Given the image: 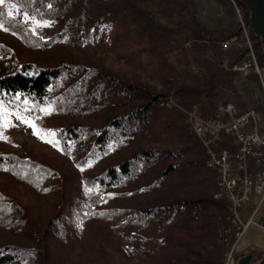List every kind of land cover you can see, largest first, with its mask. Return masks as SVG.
I'll list each match as a JSON object with an SVG mask.
<instances>
[{"label": "trees", "instance_id": "trees-1", "mask_svg": "<svg viewBox=\"0 0 264 264\" xmlns=\"http://www.w3.org/2000/svg\"><path fill=\"white\" fill-rule=\"evenodd\" d=\"M8 2L16 3L20 14L14 12V18L8 17V8H0L4 13L0 19H3L7 31L41 50L52 46L56 39L58 42H80L89 27L96 29L101 24L128 19L136 33L146 38L148 54L167 77L166 92L174 90L178 103L185 108L204 98L214 105L219 90L231 84L213 75L205 80L204 85L180 82V74L167 60L165 44L170 31L153 25L139 7L142 0ZM23 14L43 21H56L60 30L54 37L41 39L23 21ZM188 29L194 38L216 44L210 31L200 25L195 24ZM239 33H230L226 38ZM14 51L0 43V103L24 112L25 100L33 110L56 100L61 111L80 109L79 116L85 114L83 116L87 117L99 109L113 110L101 125L75 120L57 127L62 147H78V165L105 161L104 169L93 177V185L120 186L125 180L134 179L140 169L152 162L163 161L161 169L151 171L146 180L134 183L132 190L120 193V196L127 197L130 192L137 195L144 191V195H150L159 191L152 201H137L127 206L123 196L92 209L93 213L115 212V220L121 215L119 225L115 226L122 228L134 249L137 256L135 264H223L226 248L221 231L227 224V202L223 198H214L216 182L218 191L220 181H216L215 171L207 166L205 146L190 131L186 114L175 107L162 105L168 93L151 92L137 83L114 78L102 69L84 63L21 61ZM262 57L264 59V53ZM53 92L55 97H52ZM156 118L163 121L161 124L165 130L176 134L183 147L174 151L152 147L126 151L143 137ZM116 152L120 159L110 162V157ZM63 176L62 171L42 158L0 151V223L10 218L17 222L15 229L8 226L1 231L6 234L9 229L12 240H0V264H49L46 258H42L43 262L37 260L40 257L38 252L44 255L46 246L30 247L28 243L32 240L19 241L16 235L30 232L36 242L44 243V239L48 241L63 230L67 222L63 211L70 200L67 196L69 182L63 180ZM15 184L25 186L29 194L40 198L36 214L29 212L23 201L11 193V186ZM160 191L166 193L162 195ZM90 209L83 213L89 214ZM228 222L230 225L229 218ZM18 229L20 233H17ZM232 240L230 238L231 243ZM32 248L34 252L29 250ZM32 252L33 255L30 254Z\"/></svg>", "mask_w": 264, "mask_h": 264}, {"label": "rangeland", "instance_id": "rangeland-1", "mask_svg": "<svg viewBox=\"0 0 264 264\" xmlns=\"http://www.w3.org/2000/svg\"><path fill=\"white\" fill-rule=\"evenodd\" d=\"M139 7L145 11L153 25L166 27L170 31L165 44L167 60L180 74V82L185 81L194 86L204 85L205 80L213 75L216 79L231 83L219 90V97L214 105L208 98H204L192 106L196 105L211 112L219 101H231L241 110L255 108L263 112L264 59L262 53H264V39L256 34L251 21V9L244 0H142ZM35 20L46 26L35 28L33 31L34 26L31 20L26 24L41 39L54 37L60 30L56 21H43L36 18ZM195 24L209 30L211 36L216 39V44L212 45L208 40L194 38L188 27H193ZM238 31H240L238 35L226 38V35ZM248 38L252 43L261 74L250 70L233 69L234 64L240 61L244 55L243 50L237 49L236 43L247 41ZM227 40L233 43L229 47L224 46V42ZM0 43L11 47L13 51L15 50V54L21 61L84 63L100 68L114 78L137 83L151 92L168 93L162 103L163 106L175 107L183 113H185L184 109L192 107L181 106L174 96V90L166 92L168 89L167 77L160 72L156 60L148 54L146 38L136 33L128 19L121 18L116 23L101 24L96 29L89 27L84 31L80 42L71 40L58 42L56 39L52 46L44 50L29 46L19 37L3 29H0ZM1 62L0 58V64ZM52 97H55L54 92ZM0 104L9 113H21L26 118L33 120L38 128L55 132V137H48V139L58 142L56 147L44 142L33 135L32 128L17 120L15 115H10L9 120L13 126L4 130L3 134L7 139H0V151L15 153L19 156L28 155L42 158L51 166L62 171L63 180L69 182L67 196L70 200L63 211L67 219L63 230H60L57 236L48 239V241L43 238V243L42 241L36 242L32 233L26 232V234L25 231L20 233L18 229L17 233L20 234L16 236L19 241L30 239L32 240L28 243L30 247L46 246L45 254L38 252L40 257H37V260L43 262L42 258H46V263L49 264H135L137 256L134 249L130 246L125 232L122 233V228L115 226L119 225L118 220L121 215L115 220L113 216L115 212L93 213L92 209L98 206L103 207L111 200L123 197L124 195L120 196L121 191L132 190L134 183L146 180L151 171L161 169L164 165L163 161L158 159L152 162L144 169H140L134 179H127L120 186L107 188L97 184L93 185V177L104 169L105 161L78 165V147L75 145L71 148L62 147L57 127L75 120L89 125H101L113 110L99 109L89 114L88 117L83 116L85 114L79 116L80 109L72 108L63 112L55 100L52 104L41 106V108H50V114L45 115L39 111L40 108L33 110L29 105L25 106L30 109L28 112H18L6 103ZM159 119L156 118L147 128L143 137L135 142L134 146H129L126 151L133 152L136 149L147 147L158 148L161 151H174L183 147L184 144L176 134L173 131L165 130L161 124L163 121ZM188 124L190 131L194 132L189 122ZM110 158V162H115L120 159V154L116 152ZM81 168L84 170L81 171ZM171 182H168L166 189L169 188ZM216 183L218 189V182ZM85 186L93 188L94 191L91 194H86ZM19 187L20 189H18ZM10 190L23 201V204L30 210L29 212L36 214L37 204H40L38 196L29 194L26 187L21 184L12 185ZM158 192L150 195H144V191L137 195L130 192L127 197L124 196L126 197L125 205L132 206L137 201H152ZM166 192L160 191L162 195ZM87 209H90L91 212L84 214V210ZM228 218L229 215L226 218L227 224L223 228L229 227ZM16 223L15 218L4 219L0 223V240H12L11 234L8 233L9 229L6 234L1 231L8 226L15 229ZM231 232L233 233V236L230 235L231 240L232 237L235 238L229 246L222 239L226 248L222 259L223 264H225L228 255L232 253V247L235 246L238 238L233 231ZM224 233L226 234V231ZM29 250L35 251L34 248ZM255 250L245 247L241 239L236 245L234 255L238 260L241 256L253 251L252 263L257 264L264 255V250L261 248ZM33 252L30 254L33 255Z\"/></svg>", "mask_w": 264, "mask_h": 264}, {"label": "built area", "instance_id": "built-area-1", "mask_svg": "<svg viewBox=\"0 0 264 264\" xmlns=\"http://www.w3.org/2000/svg\"><path fill=\"white\" fill-rule=\"evenodd\" d=\"M231 44L229 40L224 42L225 47ZM236 47L244 55L233 69L261 74L250 39L237 42ZM183 111L207 148V166L220 181V191H215L214 198L226 200L232 226L238 227V245L252 225L264 229V215H260L264 210V110H241L234 102L219 101L211 112L196 105ZM250 173H258V183H250ZM250 203L254 208L243 220L242 211ZM235 248L232 247L231 260L225 264H237Z\"/></svg>", "mask_w": 264, "mask_h": 264}, {"label": "snow or ice", "instance_id": "snow-or-ice-1", "mask_svg": "<svg viewBox=\"0 0 264 264\" xmlns=\"http://www.w3.org/2000/svg\"><path fill=\"white\" fill-rule=\"evenodd\" d=\"M5 6L8 8V11H7L8 17L14 18V12L16 14H20L16 3H9L8 0H0V8L5 7ZM3 15H4V13L2 11H0V17H2ZM22 19L24 22H28L31 20V23L34 26L33 31L35 28L46 26V25H41L40 23H38L35 20L34 17H29L27 14H23ZM0 29L7 31V28H5V26H4L3 19H0ZM24 104L27 105L28 101L25 100ZM29 110L30 109H28V108H24L23 111L28 112ZM39 111L44 113L45 115L50 114V108H40ZM10 115H15L17 120H20L22 123H24L28 127L32 128L33 135H36L39 139L43 140L46 143L52 144L54 147L57 146L58 142L54 141V139H48V137H55V135H56L55 132L50 131V130L45 131L43 129L38 128V126L36 125V123L33 120L26 118L21 113H9L7 111V109L2 104H0V139L6 140L7 138L3 134L4 130L7 127L13 126V125H11L10 120H9ZM89 166H91V165H89ZM80 170L83 171L84 169L81 168ZM93 191H94L93 188L85 186V193L86 194H91Z\"/></svg>", "mask_w": 264, "mask_h": 264}, {"label": "water", "instance_id": "water-1", "mask_svg": "<svg viewBox=\"0 0 264 264\" xmlns=\"http://www.w3.org/2000/svg\"><path fill=\"white\" fill-rule=\"evenodd\" d=\"M251 9V21L258 36L264 39V0H244ZM254 252L251 251L237 260V264H253ZM257 264H264V257Z\"/></svg>", "mask_w": 264, "mask_h": 264}, {"label": "crops", "instance_id": "crops-1", "mask_svg": "<svg viewBox=\"0 0 264 264\" xmlns=\"http://www.w3.org/2000/svg\"><path fill=\"white\" fill-rule=\"evenodd\" d=\"M250 206V207H249ZM254 208V204L250 203L247 206L244 207L242 211V219L245 220L249 217L252 210ZM260 215H264V211L262 210ZM243 244L245 247H251L254 251H256V248H261V250H264V229L261 228L258 225H252L247 229L245 232L243 238H242ZM236 246V244H235ZM264 257V255L262 256ZM261 257V259H262Z\"/></svg>", "mask_w": 264, "mask_h": 264}, {"label": "bare ground", "instance_id": "bare-ground-1", "mask_svg": "<svg viewBox=\"0 0 264 264\" xmlns=\"http://www.w3.org/2000/svg\"><path fill=\"white\" fill-rule=\"evenodd\" d=\"M189 123L192 126L191 129L194 130V126H193L192 122H189ZM200 140L202 141L201 138H200ZM205 149H206V153L208 155V151H207L206 146H205ZM250 183H258V173H250ZM218 191H220V188H219ZM217 199H221V198H217ZM229 220H230L229 227L227 229L224 228V230L222 231V234L224 233V231H226V234L225 233L223 234V241L225 242V244H227V246H229L231 244L230 237H229V232L234 231L236 236L238 237V227L237 226H232V218H231V216H229ZM231 254L228 255L227 260H231Z\"/></svg>", "mask_w": 264, "mask_h": 264}]
</instances>
